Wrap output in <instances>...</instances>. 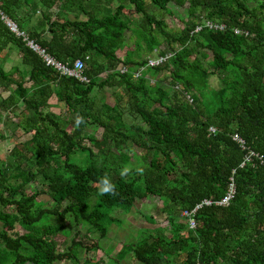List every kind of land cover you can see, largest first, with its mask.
Instances as JSON below:
<instances>
[{
  "label": "trees",
  "instance_id": "obj_1",
  "mask_svg": "<svg viewBox=\"0 0 264 264\" xmlns=\"http://www.w3.org/2000/svg\"><path fill=\"white\" fill-rule=\"evenodd\" d=\"M169 3L185 11L174 30ZM0 12L59 62L84 59L88 78L47 66L0 15V121L29 134L0 156V264H101L80 250L110 254L99 240L121 221L113 210L149 196L168 227L139 229L103 264H264V161L239 167L244 151L231 138L264 159V0H0ZM155 50L171 56L133 77ZM12 53L20 64L6 69ZM233 169L234 197L201 206L190 228L182 210L220 199ZM105 178L114 193L101 191ZM69 218L98 239L72 233ZM59 234L69 237L61 249Z\"/></svg>",
  "mask_w": 264,
  "mask_h": 264
},
{
  "label": "rangeland",
  "instance_id": "obj_2",
  "mask_svg": "<svg viewBox=\"0 0 264 264\" xmlns=\"http://www.w3.org/2000/svg\"><path fill=\"white\" fill-rule=\"evenodd\" d=\"M114 5V3H112ZM111 5V6H112ZM110 6V5H109ZM169 8L172 10L171 14H165L164 17L165 21L167 22L170 29H177L182 26V22H180V17L185 16V11L183 9L173 5V3H169ZM84 17V16H83ZM124 49L117 50L118 56L122 57L124 55ZM5 68H9L10 64L12 65H19L20 64V56L12 53L9 57V60L2 61ZM152 82L154 81L151 80ZM211 85L215 86L216 79L212 77L210 79ZM109 96V95H108ZM110 97V98H109ZM108 100L111 101L112 97L109 96ZM57 110V109H56ZM14 114L9 115V118L13 117ZM11 120V119H7ZM3 120V121H2ZM0 121V134H3L5 138H0V156L2 158L8 157L9 151L12 148L13 144L17 141H23L24 139L29 137V134L23 133V131L18 128L14 123H10L7 121V124L4 125V116ZM14 121V118L12 119ZM93 130V133L96 137H100L101 135V129L98 127H89ZM90 130V129H89ZM135 153L139 154L140 150L138 148H135ZM39 190L41 188V185L37 182H32L30 185L27 186V189L30 188ZM37 200H40L44 203V207L52 208L53 202L49 198L48 195L42 193L37 197ZM159 200L156 196H149L147 199H136L134 202V205L129 212H124L120 209L113 210V214L117 215L121 221H117L116 223L112 224L107 232L106 238L99 240V245L103 248H107L108 251L110 250V254L103 253L102 251L92 250L86 252L85 250H80L79 257L81 259H84L86 256H92L94 258L101 259L104 263L112 261V258H114L116 252L121 247V245L134 238L136 236L139 229L143 228H149L154 229L156 227H162L166 228L168 227V222L163 215V212L159 210ZM153 218L152 221L148 220L146 217ZM69 222V223H68ZM67 222L66 226L69 227L72 231V233L79 229L80 237H84L86 239H90L89 241H94L98 239V233H88L86 230V226L83 224H80L78 226H75L70 218ZM1 227V224H0ZM15 231L18 233H23L24 230L16 224ZM10 234H13V231H9ZM56 239L60 242L59 248H64L65 246V240L68 242L69 237H65L61 234L57 235ZM87 240V242H89ZM101 262V264H103ZM123 264H138V262L131 256H127V258L122 259ZM54 264H72L69 261H58ZM81 264V263H79Z\"/></svg>",
  "mask_w": 264,
  "mask_h": 264
},
{
  "label": "built area",
  "instance_id": "obj_3",
  "mask_svg": "<svg viewBox=\"0 0 264 264\" xmlns=\"http://www.w3.org/2000/svg\"><path fill=\"white\" fill-rule=\"evenodd\" d=\"M1 19L6 23L8 28L14 32L17 36L21 37L22 40L25 42V44L31 48L35 53L38 54V56L43 60V62L52 68H54L57 72H59L61 75L66 76H72L78 79L81 82H88L87 76L84 74V68H85V61L82 58H77L74 60L73 64L69 66L68 64L59 62L54 56H52L45 47L41 46L38 42H36L34 39H32L28 33L23 30L19 29L16 23L11 20L7 15L0 12ZM204 25L209 28L214 29H222L224 27L223 24H218L211 22L210 20H205ZM202 25H196L194 32L199 31L201 29ZM234 32H240L239 29L235 28ZM242 32V31H241ZM245 35L247 32H244ZM171 56V53L167 52L165 54L158 53L157 50H155L154 55L147 58L146 64L139 66L135 69L133 72V77L140 76L141 72L146 67H156L161 64H163L169 57ZM117 70L119 72L124 73L126 70V66L124 64H121L117 67ZM174 88H178L177 85L174 86ZM185 99L189 102L192 101V98L190 97V94L185 92L184 93ZM216 129L214 126L209 127L210 132H214ZM231 138L239 145V147L244 151L243 157L241 162L239 163V167H244L246 165L251 164L254 166L256 162L262 163L264 161L263 156L253 150L252 148L248 147L245 140L237 133L233 132L231 134ZM234 173L235 169L232 170V174L229 176L228 184L226 187V191L224 195L215 201H212L210 199H203L199 203H197L192 209H184L182 210V216H185L187 218L188 224L190 228H193L195 226V219L194 214L195 212L203 205H210L211 203H215L218 205H225L227 204L235 195L236 192V185L234 181Z\"/></svg>",
  "mask_w": 264,
  "mask_h": 264
},
{
  "label": "clouds",
  "instance_id": "obj_4",
  "mask_svg": "<svg viewBox=\"0 0 264 264\" xmlns=\"http://www.w3.org/2000/svg\"><path fill=\"white\" fill-rule=\"evenodd\" d=\"M82 121V118L78 117L77 118V123L79 124ZM130 171L129 168L125 167L122 171V174H126ZM103 187L101 189L102 192L108 193V192H115V186L111 183V181L107 178H105L102 181Z\"/></svg>",
  "mask_w": 264,
  "mask_h": 264
},
{
  "label": "crops",
  "instance_id": "obj_5",
  "mask_svg": "<svg viewBox=\"0 0 264 264\" xmlns=\"http://www.w3.org/2000/svg\"><path fill=\"white\" fill-rule=\"evenodd\" d=\"M67 15H68L69 18H72V17H73V14H72L71 12L67 13ZM80 17L83 18L82 15H81ZM9 57H10V56H9ZM7 60H9V59H6L5 61H7ZM5 61H4V62H5ZM10 65H11V64H10ZM6 69H7V68H6ZM54 102H55V101H54V99H53V100H52V103H54ZM54 108L57 109V107H52V110H53V111H55Z\"/></svg>",
  "mask_w": 264,
  "mask_h": 264
}]
</instances>
